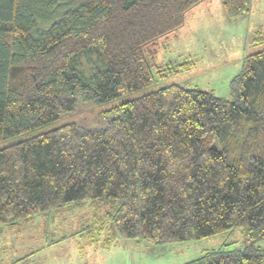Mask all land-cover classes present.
Listing matches in <instances>:
<instances>
[{
  "label": "trees",
  "instance_id": "16d2710c",
  "mask_svg": "<svg viewBox=\"0 0 264 264\" xmlns=\"http://www.w3.org/2000/svg\"><path fill=\"white\" fill-rule=\"evenodd\" d=\"M202 1L0 0V234L38 214L90 205L81 230L91 244L240 229L242 248L185 264H264L256 244L264 239V48L244 56L230 97L171 83L102 110L97 128L81 117L30 132L79 103L189 69L194 62L172 70L157 63L149 47ZM221 1L229 17L253 3ZM255 34L263 43L262 30Z\"/></svg>",
  "mask_w": 264,
  "mask_h": 264
},
{
  "label": "rangeland",
  "instance_id": "374dc122",
  "mask_svg": "<svg viewBox=\"0 0 264 264\" xmlns=\"http://www.w3.org/2000/svg\"><path fill=\"white\" fill-rule=\"evenodd\" d=\"M258 29L264 35V0H253L250 13L238 17H229L221 0H204L185 13L181 27L149 47L156 52L157 63L168 64L172 70L184 61L194 62L189 69L171 72L147 87L109 101L79 103L76 110L30 132H42L81 117L89 121L91 128H97L104 123L98 118L102 110L171 83L197 86L230 97V81L240 71L244 56L264 48V42L256 44L254 41ZM91 220L92 210L86 205L80 209L38 214L15 226L4 227L0 234V264H11L12 260L63 236L68 238L63 249L68 248L67 255L77 264H185L213 249L244 245L241 230L234 229L211 237L164 244L119 239L110 249L97 246L91 250L88 233L81 230ZM256 244L264 248V239Z\"/></svg>",
  "mask_w": 264,
  "mask_h": 264
},
{
  "label": "crops",
  "instance_id": "0c3cea01",
  "mask_svg": "<svg viewBox=\"0 0 264 264\" xmlns=\"http://www.w3.org/2000/svg\"><path fill=\"white\" fill-rule=\"evenodd\" d=\"M44 230L48 231V228L47 229L45 228ZM67 240L68 238H66V236H63L62 238H59L57 240L46 242L45 246L43 245L37 250L29 251L28 253L24 254L22 257L12 260L11 264H77L76 261L72 260V257L70 255H67L66 251L68 250V248L65 247V251L63 249L64 248L63 243L66 242ZM59 246H61V248ZM89 246L91 250L97 248V246H101L104 249L111 248V247L107 248L100 243L91 244L90 242H89ZM85 248L86 247H84L83 250H85ZM79 250L80 252H83L81 251V249Z\"/></svg>",
  "mask_w": 264,
  "mask_h": 264
}]
</instances>
